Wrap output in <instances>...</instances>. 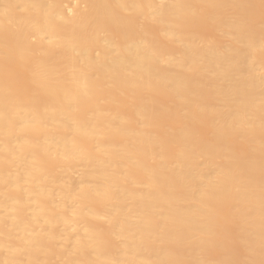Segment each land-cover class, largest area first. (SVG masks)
I'll use <instances>...</instances> for the list:
<instances>
[{
    "label": "bare ground",
    "instance_id": "1",
    "mask_svg": "<svg viewBox=\"0 0 264 264\" xmlns=\"http://www.w3.org/2000/svg\"><path fill=\"white\" fill-rule=\"evenodd\" d=\"M0 264H264V0H0Z\"/></svg>",
    "mask_w": 264,
    "mask_h": 264
},
{
    "label": "rangeland",
    "instance_id": "2",
    "mask_svg": "<svg viewBox=\"0 0 264 264\" xmlns=\"http://www.w3.org/2000/svg\"><path fill=\"white\" fill-rule=\"evenodd\" d=\"M69 174H70V176H73V177H76V175H77L75 171H71Z\"/></svg>",
    "mask_w": 264,
    "mask_h": 264
}]
</instances>
